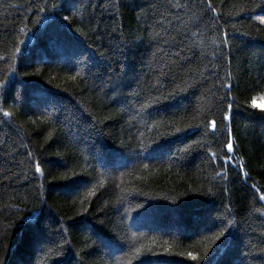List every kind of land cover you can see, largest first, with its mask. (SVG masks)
I'll list each match as a JSON object with an SVG mask.
<instances>
[{
  "label": "trees",
  "instance_id": "obj_1",
  "mask_svg": "<svg viewBox=\"0 0 264 264\" xmlns=\"http://www.w3.org/2000/svg\"><path fill=\"white\" fill-rule=\"evenodd\" d=\"M207 3L0 0V264H264V0Z\"/></svg>",
  "mask_w": 264,
  "mask_h": 264
},
{
  "label": "snow or ice",
  "instance_id": "obj_2",
  "mask_svg": "<svg viewBox=\"0 0 264 264\" xmlns=\"http://www.w3.org/2000/svg\"><path fill=\"white\" fill-rule=\"evenodd\" d=\"M207 7H208L209 10H211V11H215V9L212 8V6H211L210 0H208ZM257 19H258L261 23H264V16H259V17H257ZM253 106L255 107L256 105L254 104ZM229 107H231V105H229ZM5 115H7V113H5ZM229 118H230V117H229L227 114H225L224 117H223V119H229ZM215 124H216L215 121H211V126H212L213 128H215ZM175 131H176V132H179V131H181V129L177 128V129H175ZM226 146H227V148H228L229 150H232V149H233V144H232L231 141H229L228 144H227ZM35 170H36V172H40V171H41V168H40V165H39V164H37V165L35 166ZM90 194H91V193H90ZM260 199L264 200V194H262V195L260 196ZM189 255L191 256L192 254L189 253ZM192 258H193V259H196L197 257L193 256Z\"/></svg>",
  "mask_w": 264,
  "mask_h": 264
}]
</instances>
